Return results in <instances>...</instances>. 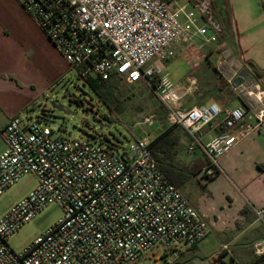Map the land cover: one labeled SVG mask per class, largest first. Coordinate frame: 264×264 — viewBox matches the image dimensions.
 <instances>
[{
	"label": "built area",
	"instance_id": "1",
	"mask_svg": "<svg viewBox=\"0 0 264 264\" xmlns=\"http://www.w3.org/2000/svg\"><path fill=\"white\" fill-rule=\"evenodd\" d=\"M18 1L84 81L146 82L164 106L169 127L187 132V153L205 157V174H220L221 159L264 126V88L253 74L240 72L228 50L216 68L241 103L235 109L215 103L180 109L195 82L179 88L158 64L147 69L155 59L172 57L180 42L196 36L219 41L224 27L214 0H187L178 9L165 0ZM220 118L233 132L204 143L202 129ZM1 136L7 150L0 156V196L29 174L37 185L0 219V264H138L158 247L178 260L210 234L202 214L157 164L149 134L136 133L130 149L120 152L95 137L57 136L41 122L17 116ZM51 204L62 207L63 217L22 252L13 250L9 238ZM253 212L264 227V207ZM228 249L224 245L207 264H225ZM252 250L256 264H264V239Z\"/></svg>",
	"mask_w": 264,
	"mask_h": 264
},
{
	"label": "crops",
	"instance_id": "2",
	"mask_svg": "<svg viewBox=\"0 0 264 264\" xmlns=\"http://www.w3.org/2000/svg\"><path fill=\"white\" fill-rule=\"evenodd\" d=\"M165 1L173 9L187 3V0ZM214 7L224 27V34L217 42L196 36L192 41L175 45L170 50L174 55L167 61L178 56L187 58L189 62L195 61L199 76H187L180 87L172 83L179 88H187L195 82V91L196 80L199 79L200 84L208 86L205 90H219L216 65L223 58L222 52L228 50L231 58L239 63L240 72L256 75L264 88V0H214ZM154 64L163 69L167 66V63L158 61L151 63ZM69 73L66 60L23 5L18 0H0V131L13 117H21L22 113L33 107ZM205 90L195 103L193 91L180 102L178 108L190 109L215 103L222 109H235L241 105L230 87L224 90L232 93L233 100H229L225 92L211 95ZM149 117L153 118L154 115ZM222 118L202 129L200 136L204 143L218 135L233 132L222 127ZM249 124L255 126L256 122L250 121ZM154 125H158L159 130L154 139L169 128L166 120ZM240 129L245 130L243 127ZM174 133L179 139L178 160L187 164L196 160L206 162L199 152L187 153L191 141L183 128H175ZM6 150L7 143L0 150V156ZM221 168L222 172L214 176L202 170L180 191L189 204L202 214L211 231L232 233L228 242L223 244L229 246L227 253L231 258L237 264H242L250 257L248 264H253L252 245L264 239V227L261 224L256 227L259 222L253 212V208L264 207V126L243 138L226 154L221 159Z\"/></svg>",
	"mask_w": 264,
	"mask_h": 264
},
{
	"label": "rangeland",
	"instance_id": "3",
	"mask_svg": "<svg viewBox=\"0 0 264 264\" xmlns=\"http://www.w3.org/2000/svg\"><path fill=\"white\" fill-rule=\"evenodd\" d=\"M155 61L156 59L151 63ZM151 63L147 69L151 67ZM161 63H167L162 75H168L171 82L178 86H181L189 75L199 76L197 66L194 64L196 62H189L185 57L178 56L170 59V62L165 60ZM131 86L133 88L130 90L134 91L135 94L128 98L131 93L128 90L129 86L123 85V100L120 107H116L115 99L110 102L114 109V113H111L107 105L92 91L79 73L70 70L67 77L57 83L53 89L48 90L33 107L22 113L21 116L25 121L41 122L43 126L53 130L57 136L72 139H87L90 136L92 137L91 140L95 137L103 146L112 143L119 147L120 152H123V149L128 151L134 142L136 133L143 132L154 137L159 132L158 125H154V123L166 120L165 113L161 112V103L146 82L142 81ZM206 87L208 86L200 84L199 79L196 80L195 91L192 95L194 96L193 103L201 95H204ZM205 92L211 95L225 92V96L229 100L235 99L232 93L227 90L213 89L209 92L206 89ZM53 103L56 106H61L63 111L54 108ZM150 115H154L151 118L153 123L143 124L144 119ZM5 146L6 143L0 136V150L4 149ZM36 185V176L29 174L22 177L10 190L0 196V219L16 203L23 200ZM62 217L63 209L60 205H49L11 236L8 241L9 245L16 252H22L37 238L43 236ZM256 227H260V223H257ZM231 236L232 233L230 232L218 234L211 231L204 240L196 245L194 250L189 251L178 260L171 256H165L164 249L158 247L142 258L138 264H207ZM249 260L250 257L242 264H248ZM223 261L225 264H237L228 253L224 254Z\"/></svg>",
	"mask_w": 264,
	"mask_h": 264
},
{
	"label": "trees",
	"instance_id": "4",
	"mask_svg": "<svg viewBox=\"0 0 264 264\" xmlns=\"http://www.w3.org/2000/svg\"><path fill=\"white\" fill-rule=\"evenodd\" d=\"M222 37V36H221ZM220 37V38H221ZM219 38V39H220ZM216 76L218 81L219 90H224L229 87L227 80L223 75L216 70ZM256 76V75H255ZM85 83L92 89V91L100 98L101 101L107 105L111 113H114V109L111 107L110 102L113 99L116 100V107H120V104L124 97L123 85L126 87L129 86L132 89L133 87L127 84L123 80L111 79L106 82H101L98 79L88 78L85 80ZM134 86V85H133ZM123 92V93H122ZM130 96H133L134 91L130 90ZM161 112L165 113V108L161 104ZM160 113V111H159ZM176 126L169 127L164 133L160 134L154 139V144L152 148V155L157 161V164L161 168L162 172L168 179V181L173 184L178 189L183 188L186 183L197 176L206 165L204 161H194L192 164L184 163L178 160V143L179 139L174 133ZM1 136V131H0ZM257 261L254 260L253 264H256Z\"/></svg>",
	"mask_w": 264,
	"mask_h": 264
},
{
	"label": "water",
	"instance_id": "5",
	"mask_svg": "<svg viewBox=\"0 0 264 264\" xmlns=\"http://www.w3.org/2000/svg\"><path fill=\"white\" fill-rule=\"evenodd\" d=\"M52 106L60 111H63V108L61 106H56L54 103L52 104Z\"/></svg>",
	"mask_w": 264,
	"mask_h": 264
}]
</instances>
